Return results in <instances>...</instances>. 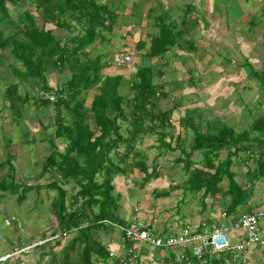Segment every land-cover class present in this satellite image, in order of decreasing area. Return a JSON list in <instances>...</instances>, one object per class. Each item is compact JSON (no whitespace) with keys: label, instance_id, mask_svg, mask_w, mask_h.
I'll return each mask as SVG.
<instances>
[{"label":"trees","instance_id":"16d2710c","mask_svg":"<svg viewBox=\"0 0 264 264\" xmlns=\"http://www.w3.org/2000/svg\"><path fill=\"white\" fill-rule=\"evenodd\" d=\"M119 6L120 0H0V60L9 51V55L24 68L23 71L9 65L18 75L20 84L29 83L37 90L56 96V102L37 97L36 100L46 109L54 107L55 136L67 143L66 152L53 151L43 168L45 175L60 176L59 181L22 186L15 183L10 175L11 190L6 179L0 181V191L19 194L23 190L21 203L34 190L47 188L58 192L54 208L59 229L75 235L64 237L67 239L65 245L62 240L57 242L62 249L51 255L47 264H95L94 256L98 254L97 248L101 247L91 243L88 235L103 221L121 222L114 215L115 211L110 212V209L116 204L113 182L126 170L114 161L113 152H117L115 156L124 161L128 160L132 153H119L121 146L133 150L138 138L146 134H160L162 144L171 148L165 141L168 135L164 133L172 126L174 109L166 110L160 106L161 100L168 98L169 93L155 84V78L164 75L162 70L158 71L153 64L139 67L132 76L129 96L120 92L124 76L104 74V70L111 67L110 56L106 50L100 52L98 46L106 43V32L111 29ZM153 9L150 10L152 15L156 12ZM156 24L160 32L151 42L148 52L151 60L162 59L177 45L181 36L164 14L158 16ZM57 29L67 35H57ZM145 47L143 43L141 48ZM50 73L64 74L66 78L52 87ZM250 76L261 84L260 98L264 100V69H253ZM20 84L14 83L6 91L5 106L10 107L15 116L23 118L24 105L28 100L19 95ZM91 91L97 93L89 107L87 96ZM260 105L263 106L264 101ZM195 113L199 112L188 110L181 123L182 127L192 130L191 148L188 150L179 144L182 153L175 162L183 165L184 175L188 176L185 188L193 193L204 192L203 202L210 195L222 194L227 203L225 214L237 219L234 223L246 214L244 210L252 199L250 191L236 179L234 160L245 153L244 163L252 159L258 164L255 175L252 174L259 179L264 177V113L257 114L251 128L241 132L219 118L210 119L206 124L196 121ZM124 132H128V136ZM3 144L0 137V147ZM223 151L227 152V157L217 163ZM196 153L203 158L195 161ZM137 156L141 155L135 154ZM140 164L146 182L158 177L157 168L149 172L146 162L141 161ZM0 167H5V164ZM225 181L228 182L227 188L222 186ZM71 182L80 188L76 196L80 206L74 213L69 212L64 189V185ZM168 195L169 192H164L157 197ZM99 206L100 212L95 213L94 208ZM190 256L194 264H201L192 253ZM213 262L244 264L234 260L232 251L209 256L208 264Z\"/></svg>","mask_w":264,"mask_h":264},{"label":"crops","instance_id":"0c3cea01","mask_svg":"<svg viewBox=\"0 0 264 264\" xmlns=\"http://www.w3.org/2000/svg\"><path fill=\"white\" fill-rule=\"evenodd\" d=\"M119 7L116 10L111 29L106 32L107 41L105 44L99 43L98 50L100 52L105 50L106 53L107 51L109 52V62L112 61L117 52H127L132 55L133 63L129 67L122 69L108 67L104 70V74L107 76H124V81L120 87V92L123 96H129L132 76L139 67L151 66L153 64L158 71L162 70L164 75L155 78V84L163 87L165 92L169 93L170 97L172 90H176L177 88L182 89L183 85L192 84L196 86L191 79L188 81L183 80L182 76L184 74H206L209 72L211 64L215 68L214 71L218 73L217 68H221V64L218 62L215 63V61H213L214 63L211 62L212 59L231 58L234 54L236 57L250 59L258 56L259 51H264V0H120ZM152 8L156 11L153 15L150 14ZM162 14H164L169 23L177 27V32L181 36L178 38L177 45L162 59L151 60L148 58V52L153 37L160 32L156 22L158 16ZM62 32L65 33L64 31ZM57 35L64 37L67 34ZM143 43L146 44V47L142 49ZM65 78L66 75L64 74L50 73L49 83L52 87H56ZM184 89L190 90L194 88L186 86ZM96 93V91L88 93L87 105L89 107L92 105ZM168 99H162L160 106L166 110L174 109L172 126L164 133V135H168L165 140L169 139L166 142L171 145V148L169 149L164 146L161 141L160 143L168 150H181L182 148H186V146L183 142H180V139L183 138L186 140L187 135L193 137L192 130L189 128L186 129V127H182L181 125L182 121L187 117V111H198L199 113H195L194 119L196 121H202L204 124L210 119L204 117L198 108L192 109L185 107L181 103L173 104L171 101L168 102ZM257 104H254L253 110H250L249 113L250 117H252L249 121V129L256 119L255 111ZM199 117H201V120ZM218 118L222 119L220 117ZM42 127L43 129L53 130L51 137L54 140L49 141V155L55 150L60 153H65L67 143L55 136L54 124L50 125L48 123L46 126L42 124ZM127 133L124 132V135L128 136ZM146 137L159 139L161 135H141L133 150H127L125 145H122L119 153H132L128 160L124 161L123 158L115 156L117 152L112 153L114 161L126 170L125 173L118 175L113 182L115 189L113 196L116 199V204L110 209V212L115 211L114 215L123 223L109 220L103 221V224L100 223L98 228L90 232L88 235L90 242L98 244L101 247L97 248L98 254L94 256V263L125 264L123 260L128 256V253L134 252L140 256L142 264H194L191 261L190 250L186 247L161 249L146 243L137 244L124 240L125 235L120 231L118 226H127L136 218L144 225L149 226L156 236L162 238L176 235L190 225L199 224L202 232L210 231L214 225H226L234 237V242H236V238L242 232L232 228L233 221L237 219L227 215L224 218V207L227 203L222 198L221 193L216 196H208L205 202H203V197H200L201 207L198 209V212L195 213V210L190 207L187 210L188 214H182L180 219L175 217L177 213L174 215V205L169 209L164 207L165 202L163 201L170 198V201L172 200L174 202L175 198L173 199V196L175 194L180 197L178 203L182 201L184 203L185 201L191 200L194 194L199 193H193L185 188L188 178L184 181H180L179 179L175 181V178L171 176H162L161 170L157 167L158 177L146 182L145 175L140 169L139 164L141 161L146 162L149 172H152V168L147 163L149 160L148 153L154 151V149L161 148L160 144L159 147L156 145H145L144 141ZM44 138H42V141H44ZM174 139L178 143L177 148L172 147V141ZM53 143L56 147H54ZM179 144L182 148H180ZM135 154L141 156H137L136 158ZM49 155L43 159L40 165L36 163V167L41 169L40 174L42 175V180H46L47 182L42 183V181H37L36 177H32L30 185H46L53 180L59 181V178H61L60 176L55 177L53 174L45 175L43 173V168ZM156 157H152V163L158 160ZM246 158V156H240L239 160L235 161V159L233 170L236 171L237 181L244 189L250 191L252 194L250 204L244 210L245 213H248L261 208L263 205L264 177L259 179L254 176L256 173L254 171L258 169V164L252 159L244 163L243 159ZM178 166H181V169H183V165ZM167 180L171 183V186H167L166 188L163 184ZM173 181L176 183H173ZM69 186H72V190L79 187L76 186L75 182L64 185V189L67 191V207L69 208V212L74 213L80 206V203L77 204L76 202V196L79 191L75 195L70 194L72 191L68 189ZM170 188L174 191L171 192L172 194L169 192L167 197H157V194L168 192ZM34 191H44L46 194L43 200L48 201L54 209L55 201L58 197L56 190L43 188ZM49 191L54 192L52 198L49 196ZM201 193L204 195V192ZM146 194H149V200H146L148 196ZM155 199L158 201H155ZM94 210L95 213H99L101 210L100 206L95 207ZM221 215L222 218L219 219ZM55 216H51L54 221L53 228L50 227L42 231L43 238H31L32 240L28 245L35 241H40L39 239L43 241L53 236L66 233L59 229L57 212ZM260 228L264 238V219L261 220ZM67 234L71 235V237L75 235L71 232H67ZM59 240H62L63 245L66 244L67 239H64V237L53 242H47L29 253H23L26 255L17 259L18 262L21 260V263H23L22 258L25 259L30 256L33 257V255H38V259L33 264H38L39 261L42 262L41 264H47L49 257L62 249V246H57ZM181 257H184V259L180 260V262L179 259ZM250 258L249 264H264V246H257Z\"/></svg>","mask_w":264,"mask_h":264},{"label":"rangeland","instance_id":"374dc122","mask_svg":"<svg viewBox=\"0 0 264 264\" xmlns=\"http://www.w3.org/2000/svg\"><path fill=\"white\" fill-rule=\"evenodd\" d=\"M55 32L56 34L65 35L58 29ZM213 61L221 64V68H217L218 73L214 71L215 68L211 64L209 72L206 74H184L182 76L183 80L188 81L191 79L196 86L186 84V86L194 89H184L186 86L183 85L182 89L172 90V95L168 97V102L171 101L173 104L181 103L185 107L192 109L198 108L204 117L211 120L220 117L230 126H235L238 132L248 129L249 121L252 119L249 113L250 110H253L255 103H258L256 105V115L264 113V105L259 106L264 101L260 98L262 86L250 76L251 70L262 71L264 69V51H259L258 56L250 59L236 57L234 54L231 58L212 59L211 62ZM9 65L23 71L24 68L9 55V51H6L4 57L0 60V137L4 140L3 146L0 147V165L5 164V167H0V181L6 179L9 190H11L12 181L8 177L10 175L14 177L15 183L22 186L30 185L32 177H36L37 181H42V183L47 182L42 180L41 169L36 167V163L40 165L43 159L49 155V141L54 140L51 137L53 130L43 129L42 124L45 126L48 123L53 125L56 112L54 107L46 109L40 105L36 100L37 89L33 88L29 83L20 84L18 75L15 74ZM14 83L20 84L19 95L24 100H28V103L24 105L23 118L15 116L13 110L5 106L6 91ZM17 103L19 104V102ZM199 119L201 120V117ZM42 138H44V141H42ZM165 141L168 142L169 139ZM144 142L145 145H156L157 147L161 145V148L154 149V151L148 153L149 160L147 163L152 170L157 167L161 170L162 176H171L175 178V181L178 179L184 181L188 178V176L184 175L182 167L175 162L180 157L181 150H168L155 137H146ZM7 143L10 144L9 147L6 146ZM191 143H193V137L187 135L186 140L183 139V144L188 150L191 148ZM177 146L178 143L174 139L172 147L177 148ZM226 155L227 152L223 151L217 163L224 160ZM155 156H157L158 160L152 163V157ZM241 156L247 155L242 153ZM202 158L203 156L200 153H196L193 157L195 161H199ZM237 160L239 159L236 158L235 161ZM9 161L11 164H9ZM238 163L241 164L239 161ZM175 181L173 183H176ZM227 184L228 182L225 181L222 186L227 188ZM163 185L167 188V186H171V183L167 180ZM68 189L72 191L70 194L74 195L79 191V188L72 190V186H69ZM171 189L168 192L171 193L173 191ZM48 193L50 198H52L54 192L49 191ZM0 194V260H2L17 249H21L22 246L28 245L32 240L31 238H43L42 231L54 226L51 216H55L56 211L55 208L53 209L50 206L51 204L48 201L43 200L46 194L44 191L28 193L22 203L20 197L23 194V190H20L19 194H12L11 191H0ZM146 195H148L146 200H149V194ZM200 197H203V193L194 194L191 200L178 203L180 197L175 194L173 196V199L175 198L174 202L170 201V198L163 201L165 202L164 207L169 209L174 205V208L172 207L174 215L177 213L175 217L180 219L182 214H188L187 210L190 207L195 210V213L198 212L201 207ZM155 201L158 200L155 199ZM25 255L21 254L11 257L7 260L8 263L0 264H33L39 257L38 255H33V257L22 258L23 263H21V260L18 262L17 259ZM211 264L220 263L213 262ZM228 264L230 263L228 262Z\"/></svg>","mask_w":264,"mask_h":264},{"label":"built area","instance_id":"2783aa9c","mask_svg":"<svg viewBox=\"0 0 264 264\" xmlns=\"http://www.w3.org/2000/svg\"><path fill=\"white\" fill-rule=\"evenodd\" d=\"M133 63V57L127 52H117L109 63L114 68H126ZM37 98L56 102V96L53 93L44 90H37ZM226 216V214H224ZM264 219V201L261 208L246 213L241 219L232 223V228L242 232L240 236L234 237L226 225H214L210 231H201L200 225H190L176 235L162 238L155 235L154 231L147 225H144L139 219H134L127 226H118L124 233V240L137 244H149L161 249H177L186 247L190 250L193 257L200 260L201 264H208L209 256H215L232 251L234 260L249 264L252 252L257 246H264L263 233L260 228L261 220ZM64 233L59 236H53L43 241H35L28 246H22L11 255L4 257L1 261H7L9 258L29 253L47 242H53L61 237H67ZM181 257L180 260H183ZM125 264H142L140 256L137 253L130 252L123 260ZM181 262V261H180Z\"/></svg>","mask_w":264,"mask_h":264}]
</instances>
